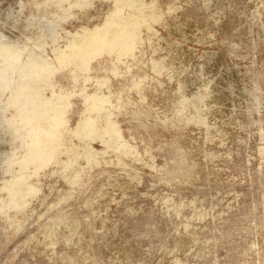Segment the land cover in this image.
I'll list each match as a JSON object with an SVG mask.
<instances>
[{"label":"rangeland","instance_id":"rangeland-1","mask_svg":"<svg viewBox=\"0 0 264 264\" xmlns=\"http://www.w3.org/2000/svg\"><path fill=\"white\" fill-rule=\"evenodd\" d=\"M157 1L166 14L153 31L142 28V62L116 72L122 50L117 43L97 49L87 31L108 27L116 8L128 24L137 12L124 3L0 0V264H264V0ZM257 10L260 21L250 20ZM59 16L61 25L52 21ZM57 34L60 45L67 37L75 47L68 60L53 51ZM144 72V101L129 89L115 104L108 81L122 89ZM100 97L107 104L97 123L76 131L86 108L102 106ZM139 107L152 110L139 117ZM117 119L129 152L142 155L136 170L103 153L113 152L107 145L115 139L102 128ZM54 125L88 135L82 146L98 154L56 164L58 147L39 168L36 156ZM17 175L27 177L18 191L5 188L4 179ZM28 183L40 191L23 198Z\"/></svg>","mask_w":264,"mask_h":264},{"label":"bare ground","instance_id":"bare-ground-1","mask_svg":"<svg viewBox=\"0 0 264 264\" xmlns=\"http://www.w3.org/2000/svg\"><path fill=\"white\" fill-rule=\"evenodd\" d=\"M111 1H113V2H115V1H117V2H119V3H124L123 4V6H125V7H127V8H130V9H132L133 11H135V12H137L136 14H134L133 16H131L130 18H131V20H130V22L128 23V24H124V25H121V23H119V21H123L124 20V16H125V12H124V10H121V9H114V10H111V11H114V14L115 15H113V13L112 14H110L109 15V17H108V24H109V26L108 27H106L105 29H100V28H98L99 26H97L96 28H94V29H92V30H88L87 32H89V33H91V34H93V36H97L98 37V39H99V42H97V45H95L94 47H97V49H102V48H104V47H109V46H114V45H116V43H117V46H119V48H120V50H122V52L124 53V55H125V59L122 61V62H119L118 64L116 63L115 65H114V70L117 72V71H119V68H120V64L121 65H124L126 68H127V71H132V70H129V69H131L132 67H134V66H136V64L133 66L132 65V67H131V64H134V63H137L138 61H140V63L142 62L141 60H139L140 58L137 56V54H136V50L140 47V48H142L141 47V45L143 44V42H144V39H143V36H142V28H144V29H146V30H148V32H146V33H149V31H153V29H154V24L155 23H160L161 21H163L164 20V15L166 14V11H164L163 9H161L160 7H159V4H158V1L157 0H151V2L150 3H148V0H111ZM173 1V0H172ZM85 5H86V7L88 8L89 7V5L90 4H93L91 1H86L85 3H84ZM162 7V6H161ZM90 8V7H89ZM262 8H264L263 6H262ZM108 9H112L111 8V5L109 6V8ZM250 10V9H249ZM261 10V9H260ZM259 10V11H260ZM263 10V9H262ZM171 11H173V6H172V4H170L169 6H168V11H167V13L168 12H171ZM258 11V10H257ZM259 11L257 12V13H255V14H253V15H249L250 16V20L252 19V20H254L255 22H259L260 20H259ZM252 12V11H251ZM45 14H47V13H45ZM170 14V13H169ZM44 15V14H43ZM48 15V14H47ZM46 16V15H45ZM248 16V17H249ZM52 17H50V18H48V19H51ZM46 19V18H45ZM261 19V18H260ZM63 20V16H59V17H56V18H53V23H56V22H58V25H61L59 22H61ZM179 20V19H178ZM44 22H46L45 20H43ZM51 21V20H50ZM50 21H49V23H50ZM171 22V21H170ZM250 22V21H249ZM47 23V22H46ZM49 23H47V24H49ZM52 23V22H51ZM162 23V22H161ZM160 23V24H161ZM187 23V22H186ZM189 23V22H188ZM253 23V22H252ZM43 24H45V23H43ZM42 24V25H43ZM259 24H262L263 26H264V24L261 22V23H259ZM258 24V25H259ZM50 25H52V24H50ZM54 25V24H53ZM57 25V24H56ZM57 25V26H58ZM172 25V24H171ZM252 25V24H251ZM46 26H48V25H45V28H47ZM55 26V25H54ZM168 26V25H167ZM195 26V25H194ZM260 26V25H259ZM95 27V26H94ZM166 27V26H165ZM170 27V26H169ZM168 27V28H169ZM172 27H174V25L172 26ZM179 27V26H178ZM192 27V26H191ZM262 27V26H261ZM54 28H56V26L54 27ZM175 28V27H174ZM44 29V28H43ZM63 29V28H62ZM172 29V28H171ZM181 29V28H180ZM60 30H61V26H60ZM128 30L130 31V32H128ZM169 30V29H168ZM173 30V29H172ZM171 30V31H172ZM177 31V30H176ZM46 32V31H45ZM44 32V33H45ZM55 33H57V31L55 32ZM60 33V32H59ZM151 33V32H150ZM152 33H154V32H152ZM172 33H174V32H172ZM158 34V33H157ZM171 34V33H170ZM175 34V33H174ZM49 35V34H48ZM52 35V34H51ZM154 35V34H153ZM57 37H53V38H50V39H52V40H54V42H56V43H58V45L59 46H57V47H55L54 49H53V51H54V53H55V55L57 56V58H58V60H68V59H70V57L73 55V54H75L74 52V46L70 43L71 41L70 40H68V38L67 37H63V38H61L63 41V43H62V45H60V42H59V34H57L56 35ZM61 36V35H60ZM155 36V35H154ZM151 37H153V36H151ZM150 37V35L148 34V36H147V40H148V43H149V41L152 39ZM180 38H182V37H180ZM120 39V42H117V40H119ZM208 39V38H207ZM183 40V39H182ZM206 40V39H205ZM260 40V39H259ZM91 41H92V39H91ZM97 41V40H96ZM92 42H94V41H92ZM92 44V43H91ZM95 44V43H94ZM145 44V43H144ZM143 44V45H144ZM169 44V43H168ZM150 46H151V48H152V41H150ZM62 49H61V48ZM79 47V46H78ZM145 47V46H144ZM178 48V47H177ZM179 49V48H178ZM76 50V49H75ZM152 50H153V48H152ZM155 50V49H154ZM153 50V51H154ZM143 52V51H142ZM182 51H180V53H181ZM144 53H145V51H144ZM146 54V53H145ZM183 54V53H182ZM123 55V54H122ZM156 55V54H155ZM140 56H141V54H140ZM145 56V55H144ZM147 56V55H146ZM178 56V55H177ZM146 58V57H145ZM186 58V57H185ZM142 59V58H141ZM144 59V58H143ZM148 59V58H147ZM212 59V58H211ZM120 60V59H119ZM121 60H122V58H121ZM146 60V59H145ZM150 60V61H149ZM148 61L149 62H151L150 63V66L152 67V69L151 70H153L154 72H155V74L157 73H162V72H164V70H163V68H164V66H157V63L156 62H154L153 60H152V58L150 57V59H149ZM161 60V59H160ZM183 60H186V59H183ZM182 60V61H183ZM144 61V60H143ZM164 61H167V60H164ZM163 61V62H164ZM168 61L172 64V62H171V60H169L168 59ZM145 62V61H144ZM184 62V61H183ZM165 63V62H164ZM174 63V62H173ZM175 63H176V61H175ZM178 63V62H177ZM181 63V62H180ZM185 63V62H184ZM183 63V64H184ZM44 64H46V62L44 63ZM145 64V63H144ZM166 64V63H165ZM167 64H168V62H167ZM179 64V63H178ZM182 64V65H183ZM186 64V63H185ZM185 64H184V66H185ZM50 64H46L45 65V68H48V67H50L49 66ZM138 65H139V63H138ZM146 65V64H145ZM144 65V66H145ZM170 65V64H169ZM181 65V64H180ZM142 66V65H141ZM187 67H188V65H186ZM131 67V68H130ZM139 67V66H138ZM159 67V68H158ZM182 67V66H181ZM180 67V68H181ZM135 68V67H134ZM133 68V69H134ZM137 68V67H136ZM179 68V67H178ZM183 68V67H182ZM141 69V68H140ZM167 69H168V67H167ZM186 69V68H185ZM142 70V69H141ZM140 70V71H141ZM169 70V69H168ZM183 70V69H182ZM184 71V70H183ZM126 71H124V73H125ZM153 72V73H154ZM175 72V71H174ZM257 72V71H256ZM123 73V74H124ZM130 73V72H129ZM146 72H144L143 73V75H137V76H135V77H131V79L128 81V84H126V85H124L123 86V88L122 89H120V88H118L117 86H116V88L112 85V82L109 80L108 82L110 83V85H109V90H110V92H111V95H112V97L114 98V101H115V104L117 103V99H119V97H121V95L122 94H129L128 93V90L129 91H131V89H133V90H135L138 94H139V97H140V99L142 100V102L144 101V99H145V93H144V90H145V84H146V79H148L147 78V75L145 74ZM140 74V73H139ZM142 74V73H141ZM127 75V74H126ZM132 75V74H131ZM134 75V74H133ZM132 75V76H133ZM149 75V74H148ZM162 75V74H161ZM178 75V74H177ZM180 75V74H179ZM128 76V75H127ZM126 76V77H127ZM120 77H121V75H120ZM124 77V76H123ZM122 77V78H123ZM158 77H160V76H158ZM178 77V76H177ZM187 78H188V76H186ZM128 79V78H127ZM178 79V78H177ZM182 79V78H181ZM185 79V78H184ZM151 80V79H150ZM183 80V79H182ZM195 80V79H194ZM77 81L78 80H76L75 81V83L74 84H76L77 83ZM127 81V80H126ZM155 81V80H154ZM184 81H186V80H184ZM188 81V80H187ZM184 83V82H183ZM185 83H187V82H185ZM203 84V83H202ZM148 86V85H147ZM146 86V87H147ZM183 87V86H182ZM202 87V86H201ZM181 88V87H180ZM183 88H186V86H184ZM208 88V87H207ZM202 89V88H201ZM150 90V89H149ZM124 91H126V93H124ZM147 91H148V89H147ZM183 91V90H182ZM209 91V90H208ZM198 92V91H197ZM207 92V91H206ZM135 93V92H134ZM180 93V92H179ZM182 93V92H181ZM188 93V92H187ZM212 93V92H211ZM183 94V93H182ZM181 94V95H182ZM137 95V94H136ZM207 95V94H206ZM205 94L203 95V97L204 96H206ZM210 95V94H209ZM215 95V94H214ZM213 95V96H214ZM103 96V95H102ZM183 96V95H182ZM255 96V95H254ZM259 96V95H258ZM105 97V96H104ZM104 97H100L99 99V103L102 105V106H93L92 108H86V111H84V112H82L83 114L82 115H84L85 116V118H86V122H84L80 127H77V129H76V131H78V132H80L81 130H83V129H91L90 127L91 126H93L94 125V123L96 124L97 123V121L99 120V117L98 116H96V114L97 113H102L103 112V108H104V106L103 105H106L107 104V102H106V100L104 99ZM262 97V96H261ZM181 98V97H180ZM211 98H212V96H211ZM258 98V97H257ZM256 98V99H257ZM139 99V101L141 102V100ZM182 99H184V98H182ZM255 99V100H256ZM127 100V102L126 103H128V104H130L131 103V101H130V98H128V99H126ZM181 100V99H180ZM185 100V99H184ZM184 100H183V102H184ZM206 100H209V99H206ZM214 100V99H213ZM212 100V101H213ZM258 100V99H257ZM256 100V101H257ZM129 101H130V103H129ZM138 101V102H139ZM147 101V100H146ZM146 101L144 102V103H146ZM260 101V100H259ZM136 102V101H135ZM140 102H139V104H140ZM183 102H181V103H183ZM134 103V102H133ZM205 103V102H204ZM185 104H186V101H185ZM185 104H183L184 106H187L188 105V103H187V105H185ZM203 104V103H202ZM217 104V101H216V103H215V105ZM144 105V104H143ZM179 105V104H178ZM182 104H180V106H181ZM205 105V104H204ZM208 105V104H207ZM135 106V105H134ZM137 106V105H136ZM184 106H182V107H184ZM189 106V105H188ZM110 107H111V105H110ZM203 107V106H202ZM112 108H115L114 106H112ZM132 108H134V107H132ZM137 108V107H136ZM190 108V107H189ZM189 108H187V109H189ZM207 108H208V106H207ZM150 108H148L147 107V109L146 108H138V109H136L135 111H133L136 115H139V117H140V115L142 116V115H144V117H145V115H147L148 113H149V110ZM178 109V108H177ZM183 109H185V108H183ZM209 109V108H208ZM150 110H152V109H150ZM178 110H180V109H178ZM186 110V109H185ZM184 110V111H185ZM194 110V109H193ZM200 110V109H199ZM210 110V109H209ZM184 111L182 110V112H180L181 114H183L184 113ZM196 111V110H195ZM206 111V110H205ZM185 112H187V111H185ZM208 111H206V113H207ZM152 113V112H151ZM153 113H155V112H153ZM177 113H179L178 111H177ZM200 113V112H199ZM205 113V112H204ZM180 114V115H181ZM188 114V113H187ZM201 114V113H200ZM150 115V114H149ZM179 114H178V116H180ZM92 116H94V118H92ZM148 116V115H147ZM184 116V115H183ZM183 116H182V118L181 119H183ZM202 116V115H201ZM82 117V116H81ZM150 118H151V116H149ZM148 117V118H149ZM192 116H190V118H191ZM203 117H204V115H203ZM149 118V119H150ZM153 118V117H152ZM193 118V117H192ZM195 118V117H194ZM193 118V119H194ZM205 118V117H204ZM177 119V118H176ZM216 119H217V117H216ZM215 119V120H216ZM144 120V119H143ZM148 120V119H147ZM180 120V119H179ZM190 121H191V119H189ZM194 120H196V119H194ZM197 121L199 122V123H203L204 125H207L208 123H207V121L206 122H203V118H198L197 119ZM205 121V120H204ZM209 121H211L210 119H208V122ZM254 121V120H253ZM60 122H62V121H60ZM83 122V121H82ZM66 122L65 121H63L62 122V125H64ZM167 123V122H166ZM210 123V122H209ZM211 123H212V121H211ZM174 125V124H173ZM208 125H212V124H208ZM184 128V127H183ZM218 128V127H217ZM53 129L56 131V133H54V134H49V135H44L43 136V139H44V142H45V153H43V151H42V153H38L37 154V156H36V162H38L39 164H40V166H39V168H44L45 166H47L48 165V163H50V161H51V157L53 156V153H54V150H57L56 148H58V147H61V149L59 150V152H58V160L56 161V164H65V165H68V164H71V163H74V162H76L77 161V159L79 158V157H81L83 154H84V152L86 151L87 152V156H85V160L86 161H90L91 160V156L93 155V154H98V152L93 148V146H89V149L88 148H84L83 146H82V143H81V139H90V137L88 136V135H84V134H80L82 137H81V139H78L77 138V136H75V135H73L71 132H64L62 129H61V127H60V125H54V127H53ZM206 130H208V129H206ZM100 130H98V133H100L99 132ZM102 131H107V132H109V135H110V139L111 138H114L115 139V143L114 144H108L107 145V147L108 148H110L113 152L112 153H116L117 154V156H116V158H112L111 157V154L112 153H108L107 151H103V153H104V155H106V157H108L107 158V162H109V161H114V162H116L117 163V165L119 164V165H122V166H124V167H128V168H130V169H132V170H136V163L137 162H140L141 161V159H142V155L139 153V152H132L133 154H131V152H129V150H128V145H126L125 143H126V140H125V143H123V140H124V135H123V133H122V127H121V123L118 121V119L115 121V122H113L111 125H108V126H105V127H103L102 128ZM218 131V130H217ZM262 132V131H261ZM217 133V132H216ZM215 133V134H216ZM259 133V132H258ZM212 134V133H211ZM214 134V133H213ZM262 135V134H261ZM104 137H106V136H104V135H101V136H99L98 138L101 140V142H103V139H104ZM262 150V152L264 153V149H261ZM101 153V152H100ZM102 153V154H103ZM100 155V154H99ZM138 155L139 157H136V156ZM65 156V157H64ZM41 160H42V162H41ZM143 160V159H142ZM106 164V163H105ZM113 164V163H112ZM111 164V165H112ZM87 165V164H86ZM117 166V167H120V166ZM49 166V165H48ZM116 166V165H115ZM122 166H121V168H122ZM87 167V166H86ZM47 168V167H46ZM125 168V169H126ZM127 168V169H128ZM145 168H147V167H145ZM152 168H154V166L152 167ZM6 170H10V167H9V164L7 165V167H6ZM92 170V169H91ZM131 170V171H132ZM5 172V171H4ZM88 172V171H87ZM86 172V173H87ZM9 173V172H8ZM10 173H11V171H10ZM55 173V172H54ZM57 173V172H56ZM81 173H85V167L83 166L82 167V169L79 171V173H78V175L79 174H81ZM140 173V172H139ZM39 176V174H36V177L37 178H39L38 177ZM68 177V176H67ZM83 177H84V174H83ZM4 179V178H3ZM2 179V180H3ZM16 179H17V181L16 182H11L10 180H11V177H8V178H5L4 179V186H5V188H7V189H10V190H12L13 192H15V191H18V186L20 185V181H19V179H27V177L26 178H24V177H22V176H19V175H17L16 176ZM40 179V178H39ZM83 180V178H81V177H77L76 178V181H78V180ZM29 181H31L30 180V178L28 179ZM81 180V181H82ZM118 185V184H117ZM130 185V184H129ZM26 192H27V194L28 195H23L22 197L23 198H30L31 196H34L35 194H37L40 190V187L38 186V185H29V183L28 184H26ZM41 186V185H40ZM126 186V185H125ZM134 186V185H133ZM117 187V186H116ZM50 188V187H49ZM106 189V188H105ZM125 189H126V187H125ZM66 192V191H65ZM129 192V191H128ZM127 193V192H126ZM60 195V194H59ZM68 195V194H67ZM128 195V194H127ZM130 195V194H129ZM65 196H66V193H65ZM60 197V199L62 198V196L60 195L59 196ZM65 198H67V196L65 197ZM22 199V198H21ZM66 200V199H65ZM135 200V199H134ZM22 201V200H21ZM122 201V200H121ZM65 202V201H64ZM96 202V201H95ZM56 203V202H55ZM125 203V202H124ZM96 204V203H95ZM31 206V205H30ZM29 206V207H30ZM54 206V205H53ZM97 206V205H96ZM99 206V205H98ZM97 206V207H98ZM15 208H16V206H14ZM14 207H12V209H14ZM28 207V206H27ZM29 207L27 208V209H29ZM47 207H49V206H47ZM181 207V206H180ZM24 209V208H23ZM27 209H26V211H27ZM92 209V208H91ZM22 210V209H21ZM98 210V209H97ZM171 210H172V208H171ZM23 211V210H22ZM21 211V212H22ZM25 211V210H24ZM96 213V212H95ZM26 214V213H25ZM101 216V215H100ZM23 217V216H22ZM24 218V217H23ZM14 219V218H13ZM61 219V218H60ZM12 220V219H11ZM10 220V221H11ZM18 221V220H17ZM16 220H14L13 222H14V224H17L18 222H17ZM17 222V223H16ZM66 222V221H65ZM13 224V223H12ZM76 228V227H75ZM74 228V229H75ZM46 232L48 233V231L46 230ZM45 232V233H46ZM51 232V231H50ZM55 232V231H54ZM52 233V232H51ZM49 235H50V233H48ZM47 234V235H48ZM49 235L48 236H46V237H49ZM46 237H44V239H46ZM50 237H52V236H50ZM178 263V262H177Z\"/></svg>","mask_w":264,"mask_h":264}]
</instances>
